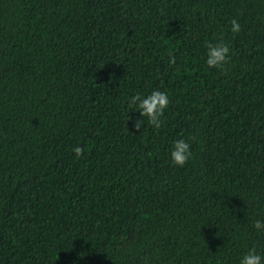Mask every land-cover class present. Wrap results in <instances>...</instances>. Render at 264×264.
<instances>
[{
    "label": "trees",
    "instance_id": "16d2710c",
    "mask_svg": "<svg viewBox=\"0 0 264 264\" xmlns=\"http://www.w3.org/2000/svg\"><path fill=\"white\" fill-rule=\"evenodd\" d=\"M154 89L159 127L128 105ZM256 219L264 0H0V264H239Z\"/></svg>",
    "mask_w": 264,
    "mask_h": 264
},
{
    "label": "clouds",
    "instance_id": "9594fccd",
    "mask_svg": "<svg viewBox=\"0 0 264 264\" xmlns=\"http://www.w3.org/2000/svg\"><path fill=\"white\" fill-rule=\"evenodd\" d=\"M231 31L238 33L241 30V24L238 18L233 17L230 21ZM206 64L210 68H224L231 59L229 43L223 41L208 42L206 45ZM170 62L174 63L175 58L171 57ZM170 97L168 92L154 89L147 95L136 93L128 100L129 107L141 112L142 118H147V122L155 127L161 124V117L165 109L168 108ZM144 119L137 120V128L141 127ZM73 151L77 157L84 153V148L80 145L74 147ZM171 160L174 164L183 166L191 157V142L185 138H179L173 141L170 149ZM253 226L257 233H264V219H256ZM239 264H264V255L257 251L253 246L244 252L239 259Z\"/></svg>",
    "mask_w": 264,
    "mask_h": 264
}]
</instances>
